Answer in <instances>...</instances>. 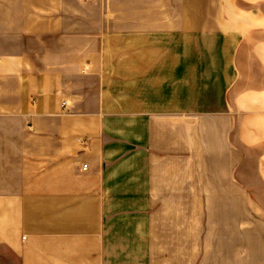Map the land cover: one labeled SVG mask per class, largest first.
Instances as JSON below:
<instances>
[{
	"label": "crops",
	"instance_id": "0c3cea01",
	"mask_svg": "<svg viewBox=\"0 0 264 264\" xmlns=\"http://www.w3.org/2000/svg\"><path fill=\"white\" fill-rule=\"evenodd\" d=\"M0 264H264V0H0Z\"/></svg>",
	"mask_w": 264,
	"mask_h": 264
},
{
	"label": "built area",
	"instance_id": "2783aa9c",
	"mask_svg": "<svg viewBox=\"0 0 264 264\" xmlns=\"http://www.w3.org/2000/svg\"><path fill=\"white\" fill-rule=\"evenodd\" d=\"M84 168H87V165H85Z\"/></svg>",
	"mask_w": 264,
	"mask_h": 264
}]
</instances>
